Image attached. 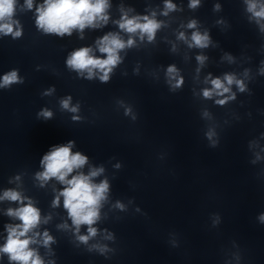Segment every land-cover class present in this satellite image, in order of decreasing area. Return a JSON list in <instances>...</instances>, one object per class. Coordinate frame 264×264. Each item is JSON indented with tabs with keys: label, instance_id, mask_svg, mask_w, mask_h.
<instances>
[{
	"label": "clouds",
	"instance_id": "clouds-1",
	"mask_svg": "<svg viewBox=\"0 0 264 264\" xmlns=\"http://www.w3.org/2000/svg\"><path fill=\"white\" fill-rule=\"evenodd\" d=\"M199 2L200 0H190L189 7L195 8ZM245 3L247 11L251 13L250 19H255L261 31H264V23H262L264 21V0H245ZM25 4L28 9L33 8V0H25ZM15 5L16 0H0V33L12 35L13 38L21 36V31L16 27L19 22L12 19L15 13ZM109 7V0H44L43 4L36 7V26L42 29L44 33L55 34L60 37L66 34L70 36L73 30L83 32L85 28H96L107 24ZM216 8L218 9L219 5ZM175 9L176 5L171 0H165L162 15L166 16ZM155 16L156 13L153 12L151 16L129 17L127 12H123L120 20L115 23L123 32L128 34L139 33L141 40L147 36L148 41H152L157 30L161 27V22L156 20ZM187 27L195 28L196 21L189 22ZM178 39L185 40L190 48H207L211 42L207 32L202 34L199 31L192 32L190 41L183 32L179 34ZM134 43L131 35L125 41L119 33L109 32L96 41L98 51L104 54L103 58L95 56L91 47H82L71 53L67 59V65L81 75L86 72L88 79H92L99 73L100 81L106 83L109 81V74L113 68L121 62L120 51L132 47ZM226 58L231 62V56ZM196 60L200 65H203L206 57L200 55L196 57ZM260 71L261 74H264V68H261ZM167 76L169 83L175 80V83L172 84L173 89L179 88L183 84V78H177L179 73L174 65L168 67ZM21 82L17 71L13 70L0 78V88H8L14 83ZM205 82L210 83L211 87L202 90L203 97L205 99H211L214 95L224 97L215 101L219 105H224L228 100L235 99L234 93L225 96L226 93H230L231 85L235 84L241 92L245 91L246 88L244 82L237 79L233 74H225L223 79L219 77L212 79L209 76ZM70 101L71 97L61 100V107L73 113L77 112V107H70ZM129 112L130 109H126L125 114L127 115ZM38 115L48 120L51 119L52 112L45 109ZM204 115L207 116L208 114L205 113ZM73 119H79V117L74 116ZM206 136L211 141L212 146H215L217 143L213 139L215 132L209 130ZM73 144V141H69L64 145L53 146L50 151L44 154L40 161L43 171L36 173V179L40 181L41 186L53 178L63 185V188L52 201V206L58 207L61 197L63 198V208L67 211V215L74 226L76 239L81 244L87 245L89 240L98 234L97 228L93 225L100 220L102 202L108 198L109 182L107 179L99 183L94 182V178L104 172L103 167L91 168L87 174L80 171L88 163V157L80 152L73 153ZM0 200L20 204L19 207L9 208L6 212L7 216L18 220L19 223L5 226L7 237L5 243L0 246V254H6L10 264L11 262H15V264H45L38 250L31 245L42 243L44 247H48L54 242L48 231L42 233L41 240L37 239L41 233L35 231L42 222L48 223L51 217H45L42 220L40 209L35 207L33 202L18 190H5L0 196ZM116 207L121 210L124 209V205L119 202H117ZM259 220L264 223V214L259 216ZM82 225L87 226V234H80ZM59 227L67 228L68 225L65 223ZM105 239L111 240L113 237L108 234ZM92 250L98 251L101 255L111 251L107 245L100 243L93 244L89 248V251Z\"/></svg>",
	"mask_w": 264,
	"mask_h": 264
}]
</instances>
